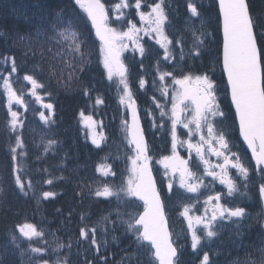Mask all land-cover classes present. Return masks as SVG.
Segmentation results:
<instances>
[{
	"label": "snow or ice",
	"instance_id": "obj_1",
	"mask_svg": "<svg viewBox=\"0 0 264 264\" xmlns=\"http://www.w3.org/2000/svg\"><path fill=\"white\" fill-rule=\"evenodd\" d=\"M81 9L86 12L87 17L91 20L92 27L95 29V35L101 42L100 52L103 55V65L107 70L108 78L111 80L114 75L119 77V85L122 86V94L120 95V104H126L131 110V123L127 121L125 124V132L129 138L130 145L134 146L135 156L131 158V172L126 181L119 187H113L108 183H103L102 186L95 190L89 189L96 197H112L116 196L121 199V194L126 197H135L143 202V212L138 216H130L127 222L128 230L136 235V241L139 244L138 251L144 250L145 254L149 255L151 259L148 264H180L179 254L177 248L171 241V235L167 228L166 219L164 216V206L161 199V192L157 189L156 183L152 177V171L149 166L148 145L145 142L143 130L140 127L139 117L137 114L135 100L132 97L130 85L127 80V68L122 63L120 56L123 49L127 47L124 44L125 38L133 40L135 36L141 31L137 28L135 23L131 20L126 21L129 25L127 31H117L116 28L109 24V14L105 10L104 4L100 0H75ZM164 0L150 5V11L145 13L139 12L141 22H145L148 31L156 33L160 39L157 43L164 49V60L168 61L172 57V52L168 45L173 41L169 40L164 34V25L168 19L164 11ZM115 9L129 7L127 0H121L116 4ZM136 9L141 8V0H136ZM191 13V17H199L200 13L194 3L189 0L187 5ZM219 11L222 16L223 28V50H222V71L226 75L227 91L230 94L231 105L235 110V120L238 122L239 137L246 143L247 148L251 151V160L255 164L252 167L245 165L239 153L233 152L230 144L229 136L224 130V123L227 119L226 113L222 110L220 101L217 96V85L209 77L207 73L202 75L183 74V69H180L182 75L177 78L174 71L159 70V62H157V71L159 72V80L164 82L166 77L172 78V83L178 86V90L172 96L171 116V137H172V155L163 157L162 163L164 167L171 168L173 173L179 172V187L184 189L187 193H197L202 187L204 181L192 171L189 167V160L181 158L177 152V126L181 125L187 129L188 139L180 141L181 144H187L189 151H195L196 156L204 165V175L211 177L213 180L226 186L227 195L233 196L239 192V185L236 179L229 173V168L235 169L238 177L242 178L246 183L252 179V173H259L261 182L258 186V195L261 200H264V71H262V49L258 44V39L264 41V23H261L259 18H254L247 0H219ZM117 16V20L121 19ZM53 35L50 37L55 43L60 44L62 40L67 38V33L72 27V21L69 20L67 25L60 13H56L55 19L50 25ZM72 42L70 48V61L63 59L65 51L61 49L55 55L61 57L62 63L66 67L71 68L68 75L67 83H70L74 74L77 71H83V65L86 62L85 53L83 51L84 41L80 39V33L72 30ZM193 49L190 54L194 53L196 56L200 54L199 45H202L203 38L207 36L205 31H199L197 35L196 30H192ZM24 40L25 37H20ZM177 44L182 43V38L176 40ZM140 55L145 54V48L140 45L138 48ZM52 51L51 48L48 49ZM27 55V53H25ZM180 59H184L183 48H181ZM10 60L11 73H17V65L14 58H6L7 64ZM36 67H39L38 65ZM141 67L143 65L141 64ZM35 71V68L34 70ZM11 73L9 76L0 75L2 80V88L7 94L8 109L11 119L7 123V127L13 133L18 127H23L19 121V113L12 111V104L27 107L24 102L23 93L17 94L13 88L11 81ZM19 79V78H18ZM23 81L31 85L30 94L37 102H42V97L38 94L39 89H43L45 85L38 81L34 75L25 74L22 77ZM146 84L145 79L139 80V86L143 88ZM162 95H168L167 87L162 88ZM88 88H84V94L88 95ZM51 95L50 92L46 93ZM155 99V98H154ZM97 104L102 103L97 99ZM183 106V107H182ZM42 107L48 110L53 109L51 103H42ZM157 107H161L157 103ZM191 112L192 115L187 120L182 119V113ZM83 115V113H81ZM163 118L167 113L161 109L160 113ZM40 119L45 123H49V117L44 112L39 113ZM91 120V117L87 118ZM162 126V125H161ZM199 136V141L193 143L192 138ZM56 142L48 140L45 146L47 152ZM93 144L100 146V141L93 137ZM205 145L207 150L212 155L222 158L223 163L212 165L208 159L205 158ZM23 140L20 135L16 136V144L10 148L12 153V160L17 159V149L23 148ZM20 155L24 153H19ZM219 168L217 172L215 169ZM15 185L19 191L27 196L29 189L33 187L29 180L25 183L19 175V168L14 167ZM97 171H101L103 176L115 175L111 171V167L104 165L98 167ZM47 184H52L53 180L45 181ZM169 192L173 189V184L167 185ZM55 193L45 191L42 193L44 199L53 197ZM221 194L217 193L214 196H208L205 203L215 201L216 208L213 209L212 215L205 220L202 217H197V223H203L204 235L209 240L215 237L217 233V221L230 220L233 218L239 227V222L245 219L247 213L244 207L235 206L229 207L220 204ZM189 206L184 205L183 215L189 220V229L192 230V218L188 216ZM71 215V213H69ZM107 220V218H104ZM264 227V225H262ZM17 230L20 235L29 241V250L38 257V264H70V256L68 254H60L63 249L67 248L71 252L72 243L60 242L59 238L54 247H49L46 240L43 241L44 246H33L32 241L34 237L43 239L44 233L38 231L35 225L24 224L18 225ZM105 231H107L105 229ZM115 239V237H113ZM201 237L197 235L195 230H192L191 247L196 250L201 244ZM79 240L87 241L89 248L93 249L99 257L101 264H107L105 256L101 255V247L106 244L97 240V229L95 227L79 230ZM11 241L16 243L17 236L13 234ZM17 247L19 245L17 244ZM79 247V243L77 244ZM264 253V249L261 250ZM52 253H56L55 260L51 259ZM48 256V259L44 257ZM83 264H92V261L85 257ZM201 264H210V258L207 253H204ZM255 264V262H253ZM264 264V260L261 261Z\"/></svg>",
	"mask_w": 264,
	"mask_h": 264
},
{
	"label": "trees",
	"instance_id": "obj_2",
	"mask_svg": "<svg viewBox=\"0 0 264 264\" xmlns=\"http://www.w3.org/2000/svg\"><path fill=\"white\" fill-rule=\"evenodd\" d=\"M68 6H71V2H68L67 0H62L61 3H59L57 0H0V29L3 30L4 34L9 37V39L13 37V39L15 38L16 40L20 39V37H24L23 33L25 32V30L36 29V33L39 34L40 26L38 25H40L45 19L48 22L52 23L56 16V13L52 11H45L46 8H62ZM250 7L254 18H259L261 20V23H264V0H250ZM258 41L262 49V59L264 63V41H260L259 39ZM0 42L4 43V40L0 39ZM17 42L20 43L21 41L18 40ZM17 42H15V45L18 44ZM9 45L10 44L8 43V46ZM34 45L44 58L48 59V57H59L55 54L61 50V47L60 45L54 44L51 40L49 42H39L35 40ZM49 48L52 49L51 52L48 51ZM31 65L35 67L38 65V68L41 67L40 64L34 61L31 62ZM71 71V68H68L67 74L69 75ZM69 84L73 86H60L61 88L69 86V88L67 89H61L62 92L59 97L60 112L61 115L65 117V119L73 115V112L84 105L82 92L85 87H88V89H92V91L105 90V87L95 74L93 66L88 70L80 72L78 75H74L72 81ZM57 91L58 90L56 87H54L52 90L54 95H57ZM0 117L2 118V115H0ZM3 136L5 137V131L2 127H0V238L2 239L5 237V232L9 231L17 217H20L22 214H24V212H26V215L36 214L35 212H33L35 205L32 197H28L25 201L23 199V196L21 195L22 193L16 186L15 190H17L19 193H15L11 190V184L14 183L15 174L13 171H11L12 169H7V166L9 159L8 154L12 153L10 151L11 147H7L6 141L3 139ZM80 146L81 145H78V150L81 156L77 154V149H75V157L69 163V167H80L83 164L82 154L89 151V149ZM91 155V152L87 153V157H90ZM21 173L22 171L20 170L19 174ZM22 177L23 175L21 174V178ZM91 181L92 177L91 175H89L85 183ZM70 188L71 186L68 187V190ZM73 196L74 193L69 192V196L67 198L71 199ZM250 234L254 235V243H252L251 245L248 244L250 243V241L247 242V245L244 249L248 251H245V257L239 264H243L245 262H249L251 264L252 261L249 260V258L253 259L257 252L258 259L256 261V264H260V259L262 258V253L260 252L263 249L264 237L258 226H256L255 231H252ZM215 244H217V242ZM253 248L256 249L254 254L252 253ZM236 250L239 252V249ZM245 258H247L248 261H244ZM191 259L192 256H190L188 253H185L183 255L182 261L180 262L181 264H187L189 260V263L191 264ZM212 259L222 264L219 254L212 255Z\"/></svg>",
	"mask_w": 264,
	"mask_h": 264
},
{
	"label": "rangeland",
	"instance_id": "obj_3",
	"mask_svg": "<svg viewBox=\"0 0 264 264\" xmlns=\"http://www.w3.org/2000/svg\"><path fill=\"white\" fill-rule=\"evenodd\" d=\"M201 24H202V26L207 24L204 18L201 19ZM14 40H15V38L13 39V41ZM151 51L153 52L152 49H151ZM205 53L207 55L208 63L213 64L215 59H216V53L214 52V50L212 51V50L208 49V50H205ZM199 62L203 63V58ZM159 63L161 65L166 64L165 61L164 62L160 61ZM156 70H157V68H156ZM159 70H160V72H163L162 69H159ZM157 73L159 74L158 71H157ZM69 86L62 87L61 89H67V88H69ZM144 93H145V97L148 98V96L150 95L149 91H145ZM161 95L162 94L160 92H156L155 96L150 95L152 97L151 98L152 101H149V104L151 106H148V108L150 110H152V108H153L154 116H153V120L150 122V131L149 132H150L151 138H154L156 144H159L161 152L171 155V153H172V148H171L172 137H171V121H169L170 120L169 117L171 116V110L166 108L164 104H160L161 107H159V108L157 107V103H161V101H160ZM161 109H163L167 113V115H165L163 118L160 115ZM183 133L184 132H183L181 125H178L177 126V137L182 136ZM178 140H179V138H178ZM185 140H187L186 136H185ZM117 144H118V147L120 150V160L121 161L130 160V164H131V156L134 157L135 154L130 147L128 139L123 135V140L120 139V141L117 142ZM181 146L183 147L184 151H187V152L189 151L187 144L185 145V144L180 143V148H181ZM190 153L192 155H196L195 151H191ZM130 166H132V165H130ZM201 176H202V178L206 179L207 181H210V179L204 175L203 170L201 172ZM128 177L129 176L126 175L125 171H122V173H120L117 177L116 176L113 177L112 175H110V178H112L113 180H110L109 184L112 185L113 187H119L122 184H126ZM177 181H179V176H178L177 180L175 181V183ZM203 194L204 193H203L202 189L200 188L197 193H187V196L199 197L200 195H203ZM181 196H185V195L184 194L182 195V193H181ZM121 197H122L121 199H117L116 196L109 197V199H112L114 201V208L108 214H105L103 216V220L101 222V225H103V226L101 229L105 233H106L105 229L106 230L111 229L112 234H116L117 231L120 229V230H122V232L124 234H126V233L134 234L132 231L128 230L127 222L129 221L130 216L135 217L138 215L139 211L137 213H136V211H137V207H139V203L132 201V197H126V196H123V194H121ZM33 212L37 213V206L34 208ZM104 218H107V220H105ZM252 227H253V225H251V228ZM47 235H48V239L52 238L49 241H52L53 237H51L50 234H47ZM13 246H14L13 244L10 246V243L5 244L2 247L3 253H6L7 251H11ZM54 246L55 245H53L52 247H54ZM138 248H139V244H137V247H136V254L132 253V254L128 255L129 258L124 257L121 262L127 263V264H148L151 257L149 255L145 254L144 250L138 251ZM234 251H235V249L230 246L228 248L224 247V249L220 253H217L221 257V259H220L221 263L222 264H233V263L239 264L240 262L238 261L239 260L238 255L235 254ZM255 251H256V249L253 248L252 253L254 254ZM52 256H53V258H56V253H52ZM6 257H7V255L4 256V258H6ZM38 259L39 258L36 257L35 254L31 253V258H29L28 261L30 264H38ZM257 259H258V252L255 254L253 259L249 258V260L252 261L251 264H253V262H255V264H256ZM15 261H17L16 258H15ZM244 261H248L247 258H245ZM0 262H2L1 257H0ZM212 264H216V263L213 261ZM243 264H250V263L245 262Z\"/></svg>",
	"mask_w": 264,
	"mask_h": 264
},
{
	"label": "flooded vegetation",
	"instance_id": "obj_4",
	"mask_svg": "<svg viewBox=\"0 0 264 264\" xmlns=\"http://www.w3.org/2000/svg\"><path fill=\"white\" fill-rule=\"evenodd\" d=\"M131 42L133 43V48H134V38L131 41L128 40V39L125 41V44L127 45V47L125 48L126 51L132 49V48H130V43ZM178 138H179V140H178L177 149H176L177 154L181 158L186 159V160H189V167L191 169H203V163H201L200 160H198V159L194 160V158L192 157V155H191V153L189 151L188 152L187 151H184L182 146L180 148V141H184L185 140V136L182 135V136H180ZM172 154L173 153H171V155ZM171 155H169V156H171ZM191 162H192V165H191ZM222 163H223L222 158H218V157H215L214 160L211 162L212 165H217V164H222ZM160 169H166V168L163 166L162 168L160 167ZM167 169H171V168H167ZM216 169H219V168H216ZM187 221L189 222L188 219H187Z\"/></svg>",
	"mask_w": 264,
	"mask_h": 264
},
{
	"label": "bare ground",
	"instance_id": "obj_5",
	"mask_svg": "<svg viewBox=\"0 0 264 264\" xmlns=\"http://www.w3.org/2000/svg\"><path fill=\"white\" fill-rule=\"evenodd\" d=\"M151 51V49H150ZM152 52V51H151ZM249 204L254 207V200L250 199L249 200ZM52 239V238H51ZM49 239V240H51ZM54 239V238H53ZM233 239V232L231 231H227L223 234H221L219 240L217 241V244H215V246L217 248H220L221 246L228 244L231 240ZM55 240V239H54Z\"/></svg>",
	"mask_w": 264,
	"mask_h": 264
},
{
	"label": "water",
	"instance_id": "obj_6",
	"mask_svg": "<svg viewBox=\"0 0 264 264\" xmlns=\"http://www.w3.org/2000/svg\"><path fill=\"white\" fill-rule=\"evenodd\" d=\"M152 177H153V174H152ZM153 179H154V177H153ZM155 181V180H154ZM164 216H165V214H164ZM165 219H166V217H165ZM166 223H167V220H166ZM167 228H168V224H167ZM168 231H169V228H168ZM169 233H170V231H169ZM171 235V234H170Z\"/></svg>",
	"mask_w": 264,
	"mask_h": 264
}]
</instances>
